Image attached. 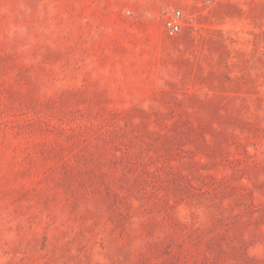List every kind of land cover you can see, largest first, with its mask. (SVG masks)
Listing matches in <instances>:
<instances>
[{"label":"rangeland","instance_id":"rangeland-1","mask_svg":"<svg viewBox=\"0 0 264 264\" xmlns=\"http://www.w3.org/2000/svg\"><path fill=\"white\" fill-rule=\"evenodd\" d=\"M0 264H264V0H0Z\"/></svg>","mask_w":264,"mask_h":264},{"label":"built area","instance_id":"built-area-1","mask_svg":"<svg viewBox=\"0 0 264 264\" xmlns=\"http://www.w3.org/2000/svg\"><path fill=\"white\" fill-rule=\"evenodd\" d=\"M184 9L182 7L171 8L165 21V29L171 34H178L181 32L184 24Z\"/></svg>","mask_w":264,"mask_h":264}]
</instances>
